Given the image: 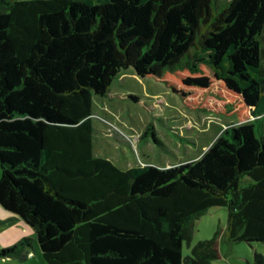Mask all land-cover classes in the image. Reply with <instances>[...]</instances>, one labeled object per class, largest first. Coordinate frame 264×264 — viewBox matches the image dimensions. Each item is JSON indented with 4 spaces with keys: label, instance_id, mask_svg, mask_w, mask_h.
Here are the masks:
<instances>
[{
    "label": "trees",
    "instance_id": "trees-1",
    "mask_svg": "<svg viewBox=\"0 0 264 264\" xmlns=\"http://www.w3.org/2000/svg\"><path fill=\"white\" fill-rule=\"evenodd\" d=\"M129 70L231 127L177 166L97 157L94 97ZM0 169L47 264H211L216 238L183 246L217 207L230 240L264 243V0H0Z\"/></svg>",
    "mask_w": 264,
    "mask_h": 264
},
{
    "label": "rangeland",
    "instance_id": "rangeland-1",
    "mask_svg": "<svg viewBox=\"0 0 264 264\" xmlns=\"http://www.w3.org/2000/svg\"><path fill=\"white\" fill-rule=\"evenodd\" d=\"M226 0H219V5ZM94 153L119 168L151 164L159 168L199 159L233 119L194 112L167 88L132 70L116 79L111 95L94 97ZM150 127L148 135L144 130ZM1 178V169H0ZM251 181L245 177L242 185ZM24 238L33 239L30 258L0 259V264H47L39 250L34 229L0 205V251ZM216 238L220 258L211 264H256L264 257V243L232 241L227 236V209L212 208L194 222L183 255H191L199 242Z\"/></svg>",
    "mask_w": 264,
    "mask_h": 264
}]
</instances>
